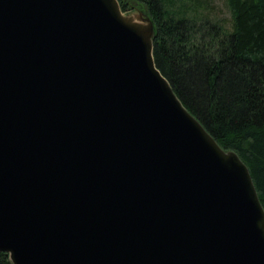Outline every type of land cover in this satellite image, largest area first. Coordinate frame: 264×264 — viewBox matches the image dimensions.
<instances>
[{
	"label": "water",
	"instance_id": "95a60500",
	"mask_svg": "<svg viewBox=\"0 0 264 264\" xmlns=\"http://www.w3.org/2000/svg\"><path fill=\"white\" fill-rule=\"evenodd\" d=\"M119 0H0V251L12 264H264V208Z\"/></svg>",
	"mask_w": 264,
	"mask_h": 264
},
{
	"label": "trees",
	"instance_id": "16d2710c",
	"mask_svg": "<svg viewBox=\"0 0 264 264\" xmlns=\"http://www.w3.org/2000/svg\"><path fill=\"white\" fill-rule=\"evenodd\" d=\"M232 24L201 2L185 17L183 0H119L155 23L156 66L220 146L249 168L264 208V0H226ZM0 264H12L0 251Z\"/></svg>",
	"mask_w": 264,
	"mask_h": 264
},
{
	"label": "rangeland",
	"instance_id": "374dc122",
	"mask_svg": "<svg viewBox=\"0 0 264 264\" xmlns=\"http://www.w3.org/2000/svg\"><path fill=\"white\" fill-rule=\"evenodd\" d=\"M184 1V14L183 16H187V17H191V16H195L198 18V16L202 13L203 10H207V9H203L200 6H198L201 2L203 4H207L208 7H210L209 9L211 10V14L210 16H213L215 18L218 19H224V22L227 26V28H230V25L232 24V18H231V12H230V8L227 5L226 0H183ZM144 10L146 11L143 6H140L139 8H134V9H128L126 10L128 11H136V10Z\"/></svg>",
	"mask_w": 264,
	"mask_h": 264
}]
</instances>
